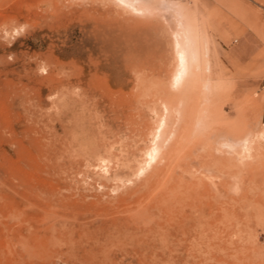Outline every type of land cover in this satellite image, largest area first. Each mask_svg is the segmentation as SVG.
Masks as SVG:
<instances>
[{"label": "rangeland", "instance_id": "374dc122", "mask_svg": "<svg viewBox=\"0 0 264 264\" xmlns=\"http://www.w3.org/2000/svg\"><path fill=\"white\" fill-rule=\"evenodd\" d=\"M0 264H264V0H0Z\"/></svg>", "mask_w": 264, "mask_h": 264}, {"label": "bare ground", "instance_id": "6f19581e", "mask_svg": "<svg viewBox=\"0 0 264 264\" xmlns=\"http://www.w3.org/2000/svg\"><path fill=\"white\" fill-rule=\"evenodd\" d=\"M183 36H184L183 37L184 39H181V42H179V41L177 42L176 41V47L175 48H177L178 68H177L176 72L173 75V82H172V83H175V84H179L184 79L183 77L187 73L188 67H189L191 61H194L195 63H197V61H198L196 59L197 55L195 54V51H194V48H193L194 45L192 44V39L188 35L184 34ZM176 37H177V35H176ZM203 42H205V40ZM203 47H204V54H203L204 59H203V63H202L203 65L202 64H200V65L203 66L202 69H203V72H204V70L207 68L208 60L206 58V50L207 49H206L205 44H204ZM196 52H198V51L196 50ZM200 55H201V52H200ZM200 58H202V57H200ZM206 71H207V69H206ZM200 74H201V72H200ZM206 75H207V73L204 74V82L206 81V79H208V78H206Z\"/></svg>", "mask_w": 264, "mask_h": 264}]
</instances>
